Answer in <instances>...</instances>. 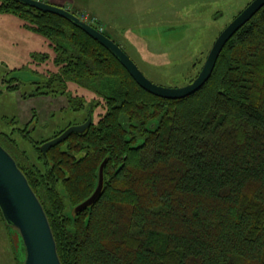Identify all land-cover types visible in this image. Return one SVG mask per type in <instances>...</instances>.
Here are the masks:
<instances>
[{"label": "trees", "instance_id": "trees-1", "mask_svg": "<svg viewBox=\"0 0 264 264\" xmlns=\"http://www.w3.org/2000/svg\"><path fill=\"white\" fill-rule=\"evenodd\" d=\"M0 13L54 49L57 71L36 76V93L63 95L86 113L83 122L92 117L45 154L46 140L32 142L35 162L0 132L47 214L61 264H264V6L226 43L207 82L182 99L142 89L67 19L15 0H0ZM105 82L114 83L109 94ZM103 161L100 196L74 213ZM0 220L10 227L1 212Z\"/></svg>", "mask_w": 264, "mask_h": 264}, {"label": "rangeland", "instance_id": "rangeland-1", "mask_svg": "<svg viewBox=\"0 0 264 264\" xmlns=\"http://www.w3.org/2000/svg\"><path fill=\"white\" fill-rule=\"evenodd\" d=\"M39 1L98 21L149 81L176 88L197 76L219 33L252 0ZM54 56L46 36L25 27L16 15L0 13V132L33 162L32 142L47 141L86 116L83 110H73L63 95L46 89L36 93L41 86L32 83L39 81L36 76H45L46 69L57 71ZM113 87L105 82L101 91L109 94ZM24 256L18 230L0 220V264H18Z\"/></svg>", "mask_w": 264, "mask_h": 264}, {"label": "water", "instance_id": "water-1", "mask_svg": "<svg viewBox=\"0 0 264 264\" xmlns=\"http://www.w3.org/2000/svg\"><path fill=\"white\" fill-rule=\"evenodd\" d=\"M15 1L38 11L55 14L69 20L73 25L83 30L109 50L142 89L165 99H182L198 91L210 78L216 61L226 43L264 6V0H252L219 33L197 76L182 87L170 88L159 86L149 81L118 44L65 8L39 0ZM91 122L92 117L89 116L83 123L69 126L58 136L44 142L39 147L40 151L45 154L49 148L66 140L70 134L83 133ZM104 165L105 161L99 167L98 183L95 190L87 199L74 208V213L87 209L100 196L103 187ZM0 212L5 223L19 232L25 252L22 264H61L57 253L56 241L40 200L30 187L26 176L20 170L14 158L1 145Z\"/></svg>", "mask_w": 264, "mask_h": 264}, {"label": "built area", "instance_id": "built-area-1", "mask_svg": "<svg viewBox=\"0 0 264 264\" xmlns=\"http://www.w3.org/2000/svg\"><path fill=\"white\" fill-rule=\"evenodd\" d=\"M81 20H83V21H86L87 23H89V24H96V22L97 21H95L94 19H91V18H89V19H83L81 16L79 17ZM99 30H102V27H100L99 28Z\"/></svg>", "mask_w": 264, "mask_h": 264}, {"label": "flooded vegetation", "instance_id": "flooded-vegetation-1", "mask_svg": "<svg viewBox=\"0 0 264 264\" xmlns=\"http://www.w3.org/2000/svg\"><path fill=\"white\" fill-rule=\"evenodd\" d=\"M82 123H83V122H82ZM61 133H62V132H61ZM61 133H60V134H61ZM57 136H58V135H57ZM55 137H56V136H55ZM53 138H54V137H53ZM51 139H52V138H51ZM49 140H50V139H49ZM47 141H48V140H47ZM45 142H46V141H45Z\"/></svg>", "mask_w": 264, "mask_h": 264}]
</instances>
